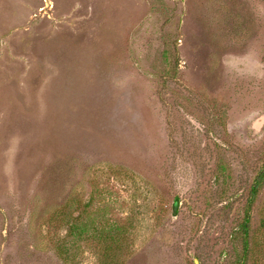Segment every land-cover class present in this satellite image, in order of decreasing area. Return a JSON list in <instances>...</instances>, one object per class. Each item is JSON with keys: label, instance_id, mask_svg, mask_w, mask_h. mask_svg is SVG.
I'll use <instances>...</instances> for the list:
<instances>
[{"label": "rangeland", "instance_id": "1", "mask_svg": "<svg viewBox=\"0 0 264 264\" xmlns=\"http://www.w3.org/2000/svg\"><path fill=\"white\" fill-rule=\"evenodd\" d=\"M263 169L264 0H0V264H239Z\"/></svg>", "mask_w": 264, "mask_h": 264}, {"label": "trees", "instance_id": "2", "mask_svg": "<svg viewBox=\"0 0 264 264\" xmlns=\"http://www.w3.org/2000/svg\"><path fill=\"white\" fill-rule=\"evenodd\" d=\"M264 184V169L261 170L258 175L256 176L251 189H250V196L248 199V204L246 206V212H245V219L244 223L242 225V231L240 233L242 243H243V254L241 256V260L239 264H249V261L251 259V254H250V231H249V226L251 223V212L254 209L255 201L257 200V197L260 194V191L263 187ZM178 203V202H177ZM178 204L175 205V213L177 211ZM104 210V208H102ZM102 210V211H103ZM100 211V212H102ZM88 224H76L71 226L70 228V233L76 235L79 239H81L87 232L89 228ZM101 228V226H100ZM114 230V227H111L107 232L108 234H112V231Z\"/></svg>", "mask_w": 264, "mask_h": 264}]
</instances>
